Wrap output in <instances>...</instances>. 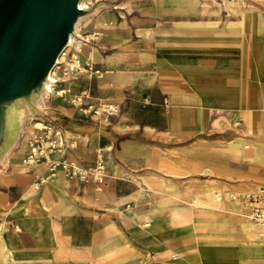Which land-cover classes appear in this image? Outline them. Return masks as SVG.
<instances>
[{
  "label": "crops",
  "instance_id": "0c3cea01",
  "mask_svg": "<svg viewBox=\"0 0 264 264\" xmlns=\"http://www.w3.org/2000/svg\"><path fill=\"white\" fill-rule=\"evenodd\" d=\"M78 1L91 70L17 96L19 124L0 111V264H245L242 233L261 264L227 194L264 183V0ZM37 120L62 136L49 156H102L98 188L60 167L37 182L46 163L23 159ZM212 190L200 216L225 227L192 224Z\"/></svg>",
  "mask_w": 264,
  "mask_h": 264
},
{
  "label": "built area",
  "instance_id": "2783aa9c",
  "mask_svg": "<svg viewBox=\"0 0 264 264\" xmlns=\"http://www.w3.org/2000/svg\"><path fill=\"white\" fill-rule=\"evenodd\" d=\"M77 8L83 9L86 4L82 3L77 5ZM73 36L76 37L79 44L87 42L93 35L89 34H78L77 32H72ZM68 38V37H67ZM76 51L74 48V43H70L68 46L64 44L57 55L55 56L51 66H54V69H58L61 65V74L64 72H81L84 70H91V65L88 62L80 63L78 56L74 60L71 50ZM76 54V52H75ZM77 55V54H76ZM67 56V60L64 61V57ZM65 63V64H64ZM95 70V69H94ZM96 71V70H95ZM58 80V77L53 79L51 82L55 83ZM66 90L64 88H57L54 92L58 94L64 93ZM49 92V91H48ZM114 108L112 104H103L101 107H95L91 110L93 112H98L102 110L105 114L111 111ZM36 129H43L42 132L34 131L30 134L27 139V150L24 154V161L27 163H34L37 161H44L46 163V174L42 177L37 178V182H43L45 179L50 178L54 175L56 168L60 167L64 174L71 175L76 174L79 178L83 180L90 179L95 182L96 187L98 188L104 177V160L99 154L97 159L93 164L88 166H78L75 162L66 160L65 158H53L49 156L51 150L58 148L61 144L62 136L58 131H54L56 137L50 136L53 133V130L45 125H35ZM228 197L233 200H238L243 206L246 207V217L249 221L256 227H258L264 233V183L259 184L251 190H244L241 192H229ZM219 194L217 195V197Z\"/></svg>",
  "mask_w": 264,
  "mask_h": 264
},
{
  "label": "flooded vegetation",
  "instance_id": "af4514ba",
  "mask_svg": "<svg viewBox=\"0 0 264 264\" xmlns=\"http://www.w3.org/2000/svg\"><path fill=\"white\" fill-rule=\"evenodd\" d=\"M22 4L25 13L20 11V4V13L13 22L17 28V36L4 48L8 50V55L3 61L7 60L10 63L13 57L28 50L31 45V50L16 69L21 70L24 67L29 72V76L34 78L41 73L47 61L54 55L65 24V18L60 17V11L67 10L59 0H22ZM12 73L13 70L0 75V96L8 91L6 83L12 77Z\"/></svg>",
  "mask_w": 264,
  "mask_h": 264
},
{
  "label": "water",
  "instance_id": "95a60500",
  "mask_svg": "<svg viewBox=\"0 0 264 264\" xmlns=\"http://www.w3.org/2000/svg\"><path fill=\"white\" fill-rule=\"evenodd\" d=\"M59 1L61 3L63 2L67 10L66 12L64 10L60 11V17L65 18V24H63L60 40L56 46L54 55L49 59V61H47L41 73L37 77L33 78L29 76L30 74L26 68L23 67L21 70L16 69L18 68V65L26 58L27 52L31 50V45L28 47V50L22 51L18 56L13 57L10 60V63H8L9 61L7 60L3 61L8 55V50H5L4 48L9 44L8 42L13 41L17 36V28H15V24L13 23L14 19L18 16L20 11H22L24 14L25 9L22 4V0H0V75L5 74L7 71L13 70L12 77L9 79V82L7 81L6 83L8 91L4 95L0 96V103L10 100L14 97L24 95L33 87L40 85V78L44 76L45 72L49 69V66H51L56 54L65 44L68 37V32L71 30L72 24L74 23L77 14L80 13L82 9L77 8L76 6L78 0Z\"/></svg>",
  "mask_w": 264,
  "mask_h": 264
},
{
  "label": "bare ground",
  "instance_id": "6f19581e",
  "mask_svg": "<svg viewBox=\"0 0 264 264\" xmlns=\"http://www.w3.org/2000/svg\"><path fill=\"white\" fill-rule=\"evenodd\" d=\"M81 2H77V5H80ZM80 14H78V17L76 18V20L73 23V32H77L78 34L79 31L77 29V24H78V20L80 19ZM74 43V48L78 49L76 46L79 44L78 40H76V37L73 36V33H69L68 34V38L66 39L65 44L68 46L70 43ZM80 46V44H79ZM73 50V49H72ZM74 51V50H73ZM72 55L74 56V60H76L77 55L72 52ZM56 78V69H54V66L52 68H49L45 74L44 77L39 85V87H35L32 89V95H36L38 92L39 94L41 92H47V91H55V89H57L54 85V83H52L51 81L53 79ZM23 101H22V97H17L13 103L12 106H9L8 108H6V110L8 112H10L9 114L11 115L12 120L14 121V123L19 124L21 122V120L23 119ZM36 125H42L43 123L41 121H36L35 122ZM256 227V226H255ZM256 229L258 230L256 233H254V239H257L259 242H257L255 244L256 247V251H257V255L262 259V263L264 264V233L258 228L256 227ZM5 257V256H4ZM13 262H16L15 260H12Z\"/></svg>",
  "mask_w": 264,
  "mask_h": 264
},
{
  "label": "rangeland",
  "instance_id": "374dc122",
  "mask_svg": "<svg viewBox=\"0 0 264 264\" xmlns=\"http://www.w3.org/2000/svg\"><path fill=\"white\" fill-rule=\"evenodd\" d=\"M81 4H82V3H81ZM77 16H78V14H77ZM76 18H77V17H76ZM75 20H76V19H75ZM71 32H73V24H72V28H71V30L68 32V34L71 33ZM76 47H77L78 49H80L79 44H78ZM71 52L74 53L73 50H71ZM65 60H67V56L64 57V61H65ZM67 61H69V60H67ZM69 62H70V61H69ZM64 64H65V63H64ZM61 66H62V65H61ZM61 66L56 70V77H59L60 74H61V68H62ZM49 67H50V66H49ZM43 77H44V76H42V77L40 78L41 81H42ZM55 87L57 88V86H55ZM51 94H52V96H54L53 94H55V92L52 91ZM8 107H9V103H8V102H1V103H0V111H1L2 109L5 110V109L8 108ZM213 192H214V191L212 190V191H207V192H204V193H198V194L196 195V197H195V200H196V205H195V216H196V217H195V218H192V217L189 216V214H187V215L189 216L190 220L192 221V224L197 223L198 225H200V224L202 223L201 220H207L208 223H209V226H208V227H211V226H217V225H219L220 223L223 224V226L225 227V224L223 223L222 220H219V221L217 222V220L215 219L213 213H212L211 215H209L208 217H201V216H200L201 208H200V203H199L198 200H197V196H198L199 194H205L206 196H211ZM243 219H245V220L242 221V226L245 224L247 230L252 229V227H253V228H256L252 223H250V221H249V219L246 217V215L244 216ZM208 227H206V228H208ZM255 230H256V229H255ZM257 231H258V230H256V232H257ZM256 232H255V233H256ZM107 248H110V246H108ZM109 255H110V256H109L106 260H104V264H126V262L123 263V260H122V259L113 256L111 253H109ZM172 256L175 257V254L172 253ZM238 256L241 257V258H243L245 264H251L254 260H256V255H255V253H254V250H253V248H251V247L248 245V242H247L246 236H244L243 233H242V237H240V243H239V248H238Z\"/></svg>",
  "mask_w": 264,
  "mask_h": 264
}]
</instances>
